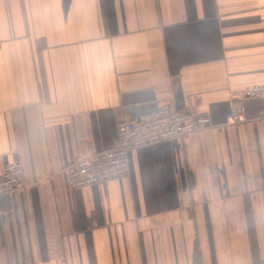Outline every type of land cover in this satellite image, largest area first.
I'll return each mask as SVG.
<instances>
[{
	"label": "crops",
	"instance_id": "1",
	"mask_svg": "<svg viewBox=\"0 0 264 264\" xmlns=\"http://www.w3.org/2000/svg\"><path fill=\"white\" fill-rule=\"evenodd\" d=\"M264 0H0V264H264ZM208 110L213 125L131 150L126 176L69 189L118 115Z\"/></svg>",
	"mask_w": 264,
	"mask_h": 264
},
{
	"label": "built area",
	"instance_id": "2",
	"mask_svg": "<svg viewBox=\"0 0 264 264\" xmlns=\"http://www.w3.org/2000/svg\"><path fill=\"white\" fill-rule=\"evenodd\" d=\"M254 99L263 102L259 115L264 116V83L249 84L231 101L225 114V124L244 122L243 102ZM196 102L197 98H193V104L186 109L159 105L155 111L142 116L118 115L112 146L74 160L65 169L67 187L75 189L92 186L126 176L131 150L210 128L213 125L210 113L200 108ZM28 186L19 161L8 163L2 168L0 197L24 191Z\"/></svg>",
	"mask_w": 264,
	"mask_h": 264
}]
</instances>
